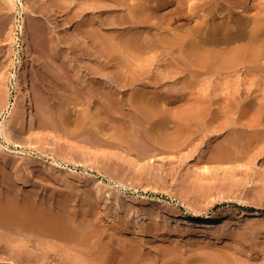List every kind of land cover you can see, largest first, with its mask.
<instances>
[{"label": "rangeland", "instance_id": "obj_1", "mask_svg": "<svg viewBox=\"0 0 264 264\" xmlns=\"http://www.w3.org/2000/svg\"><path fill=\"white\" fill-rule=\"evenodd\" d=\"M54 1L61 17L42 0H0V264H264L258 211L264 209V71L244 67L190 82L155 47H141L130 59L122 32L136 29L133 13L146 8L140 0H124V8L118 0ZM163 1H148L147 29L163 33L181 24L190 33L201 14L209 18L227 4L182 0L187 15L188 7L202 12L171 23L178 3ZM263 2L253 0L250 18ZM23 26L30 32L28 56ZM20 59L34 113L47 130L112 154L76 151L48 142L24 120L14 124ZM197 106H206L199 121L180 129V115ZM31 161L36 168L29 173ZM181 210L192 217L221 214L217 225L229 227L191 235L174 216ZM241 214L247 225L232 233Z\"/></svg>", "mask_w": 264, "mask_h": 264}, {"label": "bare ground", "instance_id": "obj_2", "mask_svg": "<svg viewBox=\"0 0 264 264\" xmlns=\"http://www.w3.org/2000/svg\"><path fill=\"white\" fill-rule=\"evenodd\" d=\"M7 1L12 2L13 0H7ZM42 1L44 2L43 4H46L45 7L49 8L50 10H53L54 13L56 14V16L61 17V11L57 8L56 2L54 0H42ZM125 1L124 0H118V3L116 2L117 6L120 5V7L123 6V8L125 6L127 7V3ZM148 1L149 0H140L139 5L143 4L142 10H144V7H145L144 5H146L145 11H142V12L136 11L133 13V19L137 20L136 22L138 23V24L136 23L137 25L134 23L135 27L137 26L136 27L137 30L134 29L136 32H134L133 29H132L133 31L130 30V31H132V33L127 32V31H129V29L126 31L127 33H130L129 35H125L124 34V33H126L125 31L122 32L123 33L122 37L125 38L124 44L126 46H128L130 49V50H128V54H129L130 59L134 58L132 52L134 53V51L135 52L138 51V53H140V49H142L141 47H150V48L155 47L157 50L160 49L163 52V54L167 55L168 57L170 56L169 58L173 59V60L172 59H170V60L174 61V63L176 62L174 65L176 66V64H177V66H176L177 68H178V66H181L180 68L182 70L184 69L185 71H187L188 75L184 74L182 71H181V74L183 73V76L186 75V77L184 76L185 77L184 79H186V80L188 79L190 82L193 81L194 79H197L200 76L204 77V75H205L206 77H208L209 76L208 74H210V73L211 74L217 73V74H219V76H220V74L222 76V73H225V72H227L228 74H232V73L234 74L236 71H240L244 67H245L244 70H246V68H247V70L249 69L250 71L256 72L255 75L257 73L261 74V70L264 71V62L262 61V59L264 58V54H263L264 53V2H263V4L260 3L263 6H262V8L259 6L261 8L260 12L253 19L252 16H251L252 18H250V15H251L250 13L252 12L251 10L253 8V0H226L227 4L224 0V2L226 4L225 5L226 6L225 11H223V12L219 11V9L221 7L219 4L216 6L214 5L215 7H217V6H220V7H219V9H217L218 7L216 8V10H218L217 12L214 9L215 7L214 8L211 7L212 9H214V10H212V12L215 11L214 13H211L210 17L212 20L209 19L210 17L202 19V17H203L202 15H205L206 14L205 12L208 11V10H206L204 12L205 14H201V16L199 17L200 19H198L197 23H195L191 27L190 33L184 32L185 29H189L190 27L185 28L182 25V28L184 27L183 28L184 30H182L180 28L181 26H179L181 24H178V26L176 28L172 27V28L168 29V27H167L168 30L164 29L163 33H161L160 31L159 32L154 31L153 30L154 27L149 28V29H151V31L153 30L152 32L149 29H147L148 24L150 23L149 22L150 18H151V16L149 17L146 15V13H147L146 11H147L149 4H150V3H148ZM162 1L163 0H156L157 3L162 2ZM169 1H171V0H164L163 6L166 5ZM176 1L178 3L177 8L175 10L173 9L172 11H170L171 16L169 18H170L171 23L173 21L177 22V20L180 18V16L183 19L182 16L184 15V13L186 11V7H184L182 0H179V1L176 0ZM213 1H215V0H213ZM216 1H215V3H216ZM197 2H198V0H197ZM117 6L115 5V7H117ZM210 6H211V4H210ZM198 7H199V5H198ZM207 7H208V5H207ZM223 7L224 6L222 5L221 8H223ZM199 8L201 9L202 7H199ZM235 8H237V9H235ZM128 9L129 10L131 9L133 11L134 9H136V6L135 7L129 6ZM194 9H195V6L191 7V9H189V7L187 8V10L191 11V12H189L188 15L185 13L187 15L186 19H189L188 16L189 17L191 16L190 13L195 14L194 12H192V11H194ZM205 9H206V7H205ZM119 10H120V8H119ZM125 10H127V9L125 8ZM196 11H198V10H196ZM221 11H222V9H221ZM121 12H119V13H121ZM126 12L128 13V11H126ZM200 12H202V11H200ZM129 14L130 13H128V15ZM193 14H192V16H193L192 18H196V17H194ZM209 15H210V13H209ZM192 20H194V19H192ZM123 22H125V21H123ZM142 23L143 24L145 23V25H142ZM122 24L123 23H121V25ZM134 24H133V26H134ZM126 25L128 26V24H126ZM122 26L125 28V24ZM133 26H132V28H133ZM143 26L146 28H144ZM142 27L144 29H147V30H144L145 31L144 32ZM151 27H152V24H151ZM23 28L24 29L22 32V39L24 41V45H23L24 46V53L27 56L32 55L33 50L30 47V45L28 44V41L30 38V32L28 29H25L24 26H23ZM130 55H132V57ZM138 58L139 57H137V60H138ZM164 58L167 59V57H164ZM135 59H136V57H135ZM127 64H129V63H127ZM127 64H125V66ZM128 67H129V65H128ZM132 69H134V68H132ZM240 72H242V71H240ZM237 73H239V72H237ZM224 76H222V77H224ZM230 76H232V75H230ZM228 77H229V75H228ZM259 77H260V75H259ZM16 78H17L18 94L20 97V101H19V104L17 106L13 105L12 110H10V115H12L13 112H15L14 124L19 125L20 121L24 120L25 123L31 129H33L37 133H39V135L42 138H45L48 142H52V140L54 142V140H55V141L62 143L65 146L70 147L71 149H74L76 151H83V150L90 149V150H93L94 153H96L97 155H99L101 157H105V156H108V155L113 153L109 149L102 147L100 145H97V144L90 145L88 143H83L80 139L71 138L70 136H68L64 133L48 131L47 128L44 126V124L41 122V120H39L38 116H36V114L34 113L32 93L28 87V69H27L26 62L23 59H20V70L17 73ZM262 78H263V76H262ZM262 78H260V79H262ZM199 80H201V79H199ZM216 80H220V78L219 79L216 78ZM137 81H139V80H137ZM251 83L256 84L254 82H251ZM186 86L187 85L184 86L185 91H187L186 89H188V88H186ZM188 87H190V86H188ZM237 87H239V86H237ZM190 89H188L189 92L191 91ZM192 89H193V87H192ZM236 89H239V88H236ZM242 90H244V88ZM247 90H249V89H247ZM250 90H252V89H250ZM256 90L254 89V91H256ZM253 92H251V93H253ZM194 93L195 92H193V94ZM247 93H248V91H247ZM235 94H236V92H235ZM240 95H242V94H240ZM238 96H239V94H238ZM203 97H205V96H203ZM137 99H138V97H137ZM142 101L143 100H142V96H141L140 102H138L139 103L138 105L142 106L141 105ZM153 102H155L154 99H153ZM191 105H192V103H191ZM254 105H255V103H254ZM206 106H208V105H206ZM206 106H202V107L197 106V108H195L194 110H189L187 113L184 112V114L180 115V117H181L179 120L180 129L184 128V126H182V125L186 126L189 123H191L192 121H195L197 119L199 121V119L201 118V116L205 110L204 107H206ZM251 107H253V106L251 105ZM141 108H143V106ZM210 111H212V109ZM13 132H14V130L12 129L11 134ZM1 133H3L4 136L8 137V132L6 130L5 124H3V126H2V132ZM56 163L60 165V163L58 161H56ZM43 167L45 170H49V171L50 170L52 171L54 169L51 165L44 164V163H43ZM27 168H28V172L32 173L36 168L35 161H31ZM61 176H63V179L66 181L70 179V175H68L67 173L62 174ZM101 183H102V181L99 180L96 184V189H97V192H99V193L102 191ZM258 214H259L258 212H249L250 216H255ZM245 215L246 214L238 215V220L236 221V224L231 226V228H233L232 233L236 234L237 232H239L241 230L242 227L247 225V222L245 221V218H244ZM174 216L176 217V220L177 219L180 220V218H183V220L186 222V225L190 226V228H191L190 229L191 235H204V234H206V232L207 233L218 232L221 230H225L226 228L229 227V223H225V225L223 224V226L217 225L216 221H218L219 219H222L221 214L208 213V214H204V215H199L200 217H192L191 215H189L185 211L181 210V211H176L174 213ZM49 224H50V222H49ZM61 224H67V223L65 221H61ZM165 232H166V235L168 233H170L169 230H165ZM8 264H15V263L10 262ZM172 264H174V263H172Z\"/></svg>", "mask_w": 264, "mask_h": 264}, {"label": "trees", "instance_id": "obj_3", "mask_svg": "<svg viewBox=\"0 0 264 264\" xmlns=\"http://www.w3.org/2000/svg\"><path fill=\"white\" fill-rule=\"evenodd\" d=\"M254 211H256V210H254ZM258 211H262V212H264V209H260V210H258Z\"/></svg>", "mask_w": 264, "mask_h": 264}]
</instances>
